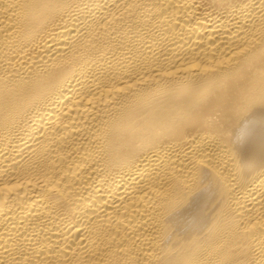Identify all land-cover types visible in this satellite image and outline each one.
<instances>
[{"label": "bare ground", "instance_id": "6f19581e", "mask_svg": "<svg viewBox=\"0 0 264 264\" xmlns=\"http://www.w3.org/2000/svg\"><path fill=\"white\" fill-rule=\"evenodd\" d=\"M0 264H264V0H0Z\"/></svg>", "mask_w": 264, "mask_h": 264}]
</instances>
